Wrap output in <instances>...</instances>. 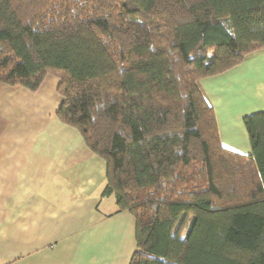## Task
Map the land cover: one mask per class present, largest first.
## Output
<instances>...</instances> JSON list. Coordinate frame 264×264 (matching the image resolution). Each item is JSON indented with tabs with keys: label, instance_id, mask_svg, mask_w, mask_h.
<instances>
[{
	"label": "trees",
	"instance_id": "trees-1",
	"mask_svg": "<svg viewBox=\"0 0 264 264\" xmlns=\"http://www.w3.org/2000/svg\"><path fill=\"white\" fill-rule=\"evenodd\" d=\"M263 48L264 0H0V84L57 78L135 219L129 264H264V110L233 150L197 84Z\"/></svg>",
	"mask_w": 264,
	"mask_h": 264
},
{
	"label": "crops",
	"instance_id": "crops-1",
	"mask_svg": "<svg viewBox=\"0 0 264 264\" xmlns=\"http://www.w3.org/2000/svg\"><path fill=\"white\" fill-rule=\"evenodd\" d=\"M237 66L197 84L215 108L221 143L248 153L242 117L264 110V82H255L253 103L231 120L219 122L216 109L233 88L220 77ZM57 85L50 74L36 90L0 84V264H129L135 219L101 195L105 162L57 118ZM221 129L239 130L233 139H240L224 140Z\"/></svg>",
	"mask_w": 264,
	"mask_h": 264
},
{
	"label": "rangeland",
	"instance_id": "rangeland-1",
	"mask_svg": "<svg viewBox=\"0 0 264 264\" xmlns=\"http://www.w3.org/2000/svg\"><path fill=\"white\" fill-rule=\"evenodd\" d=\"M225 76L226 77L223 78L220 77V79L232 82L233 88L230 92L228 91L229 93H226V95L223 96L222 94L220 102L216 101L219 122H227L229 119L231 120L235 114L240 112V109L247 108L250 103H253L249 96L252 87L255 82H264V48L245 55L238 66L229 73H225ZM220 79H217V82H219ZM199 82H204V80L200 79ZM240 86H243L246 89L245 92ZM232 126H234V122H232ZM235 133L239 135L240 132L237 129H235V132L232 130L221 129V135L224 140L232 139L233 142L239 140L241 135L237 136L239 139H233Z\"/></svg>",
	"mask_w": 264,
	"mask_h": 264
}]
</instances>
